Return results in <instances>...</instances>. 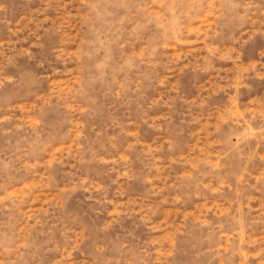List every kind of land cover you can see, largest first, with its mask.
<instances>
[{"label":"rangeland","instance_id":"374dc122","mask_svg":"<svg viewBox=\"0 0 264 264\" xmlns=\"http://www.w3.org/2000/svg\"><path fill=\"white\" fill-rule=\"evenodd\" d=\"M0 264H264V0H0Z\"/></svg>","mask_w":264,"mask_h":264}]
</instances>
